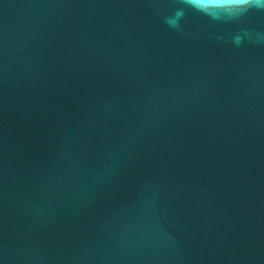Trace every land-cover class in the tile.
I'll return each instance as SVG.
<instances>
[{
	"label": "water",
	"instance_id": "1",
	"mask_svg": "<svg viewBox=\"0 0 264 264\" xmlns=\"http://www.w3.org/2000/svg\"><path fill=\"white\" fill-rule=\"evenodd\" d=\"M179 7L0 0V264H264V11Z\"/></svg>",
	"mask_w": 264,
	"mask_h": 264
},
{
	"label": "clouds",
	"instance_id": "2",
	"mask_svg": "<svg viewBox=\"0 0 264 264\" xmlns=\"http://www.w3.org/2000/svg\"><path fill=\"white\" fill-rule=\"evenodd\" d=\"M182 7L177 8L172 15L165 17V23L170 27L179 30L180 21L186 15V10L191 9L208 16L211 19H236L250 9L264 11V0H230L228 4H221L218 0H179ZM227 9V11H220ZM243 37H234V43L239 45ZM261 42H264V36H258Z\"/></svg>",
	"mask_w": 264,
	"mask_h": 264
}]
</instances>
